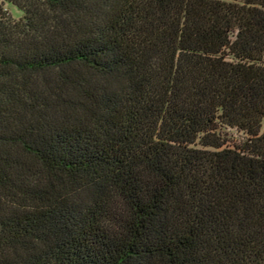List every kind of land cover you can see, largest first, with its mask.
<instances>
[{
    "label": "trees",
    "instance_id": "1",
    "mask_svg": "<svg viewBox=\"0 0 264 264\" xmlns=\"http://www.w3.org/2000/svg\"><path fill=\"white\" fill-rule=\"evenodd\" d=\"M7 1L0 264H264V0Z\"/></svg>",
    "mask_w": 264,
    "mask_h": 264
},
{
    "label": "rangeland",
    "instance_id": "2",
    "mask_svg": "<svg viewBox=\"0 0 264 264\" xmlns=\"http://www.w3.org/2000/svg\"><path fill=\"white\" fill-rule=\"evenodd\" d=\"M0 7L6 13L7 16L11 17L12 19H19L23 12L19 7L14 5L13 3L8 2L7 0H0ZM264 126V121H263ZM227 142L225 146H233L239 144L244 138L245 134L242 131H239L235 128L227 129Z\"/></svg>",
    "mask_w": 264,
    "mask_h": 264
}]
</instances>
